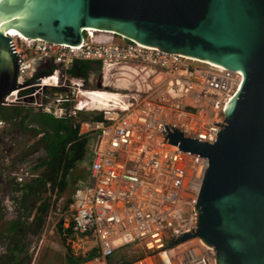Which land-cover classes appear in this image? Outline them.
I'll return each instance as SVG.
<instances>
[{"label":"built area","instance_id":"obj_1","mask_svg":"<svg viewBox=\"0 0 264 264\" xmlns=\"http://www.w3.org/2000/svg\"><path fill=\"white\" fill-rule=\"evenodd\" d=\"M6 35L18 54L19 86L0 105L72 118L90 140L81 165L89 174L63 212L72 235L90 245L83 257L95 250L84 264H218L200 237L170 246L198 226L209 160L165 143L163 127L214 143L221 128L214 122H224L243 72L91 27L78 45ZM78 61L101 64V87L72 75ZM102 90L112 96L95 95ZM6 125L0 120V132ZM18 170L11 171L18 183L34 175L25 165Z\"/></svg>","mask_w":264,"mask_h":264},{"label":"water","instance_id":"obj_2","mask_svg":"<svg viewBox=\"0 0 264 264\" xmlns=\"http://www.w3.org/2000/svg\"><path fill=\"white\" fill-rule=\"evenodd\" d=\"M87 27L244 73L224 122H214L221 126L214 143L163 127L165 143L209 160L198 226L170 246L200 237L218 264H264V0H0V103L19 86L8 30L78 45Z\"/></svg>","mask_w":264,"mask_h":264},{"label":"trees","instance_id":"obj_3","mask_svg":"<svg viewBox=\"0 0 264 264\" xmlns=\"http://www.w3.org/2000/svg\"><path fill=\"white\" fill-rule=\"evenodd\" d=\"M92 63L98 65L96 70L101 68L98 61L89 63L78 61L71 71L72 75H85L83 73L86 69L91 68ZM51 70L52 68L46 72H51ZM88 115H83L82 118H89ZM0 120L6 121L9 131H21L24 135L29 136L28 140L34 139V142L32 144L30 142L27 148L23 146L22 152L17 157V163L40 145L49 153L48 162L35 169L39 172V168L42 167L40 169L41 176L21 183H18L15 177L12 178L14 190H22V195H26L27 199L33 198V190L36 194L40 192L38 198L33 201V205L27 208V214L23 213L22 215L29 218L34 214V219L38 223L36 231L42 232V226L46 223L49 213L52 210L59 209L58 203L62 198H66V200L63 199L61 208L62 211H65L72 200L71 193L74 191L77 182L88 176L89 173L81 165L88 160L90 140L86 135L80 134V124H76L74 119H59L50 113L38 111L34 108L0 105ZM10 166L12 169L17 168L15 162ZM0 168L2 169L1 163ZM79 169H81L80 172ZM68 190H71V195L66 194ZM58 230L59 233L63 230L61 223H58ZM71 234L72 227L67 229L65 239ZM18 246L15 247L14 251H19L20 254L26 252V254L23 257L19 254L6 264H31L32 256L29 253V244L26 242L23 247ZM94 251L83 257L81 263L91 260L94 257ZM0 264H5V261H0Z\"/></svg>","mask_w":264,"mask_h":264},{"label":"flooded vegetation","instance_id":"obj_4","mask_svg":"<svg viewBox=\"0 0 264 264\" xmlns=\"http://www.w3.org/2000/svg\"><path fill=\"white\" fill-rule=\"evenodd\" d=\"M97 67V64L92 63L91 68L86 69L85 73H83L85 74V77L88 79V81H91L92 83L99 82L98 80L96 81V76L100 69L99 68L96 70ZM49 69L50 68L47 70ZM44 70L45 69H43L41 72H44ZM42 149L44 148L41 145L35 147L28 155L30 156L27 160L29 162L25 166L31 172H35V169H37L41 164L44 165L46 162H48L47 157L49 153L46 151L43 152ZM26 157L23 158V161L27 159ZM41 168L42 167L39 168V172H35V176H32L30 179H27L24 182L41 176ZM12 181L13 180L10 175H8L6 172H0V261H5V264L20 254L19 251H14L16 246L19 245L18 247H23V245H25L27 242L30 249V242H32L35 235H39L41 233L40 231H36V229H38V223L34 219V214L29 218H26L25 215H22L23 213L27 214V208L33 205V201L38 198L40 192L36 194L35 190H33V198L27 199L26 195H22V190H14L15 187ZM62 226L63 230L61 233H58L60 238L59 246L61 248L64 247V249H68L67 244L69 239L63 238V236L66 235L64 222L62 223ZM45 227L49 226L45 223L42 226V229ZM25 254L26 252H24V254H20V256L23 257Z\"/></svg>","mask_w":264,"mask_h":264},{"label":"rangeland","instance_id":"obj_5","mask_svg":"<svg viewBox=\"0 0 264 264\" xmlns=\"http://www.w3.org/2000/svg\"><path fill=\"white\" fill-rule=\"evenodd\" d=\"M85 130L86 129L84 127L82 131ZM7 131L5 132V130L2 129V131L0 132V154H1L0 159L2 160L3 163L2 170L7 172H11V171L18 172L19 171L18 167L16 169H12L10 165L14 162L17 164V157H19V154L22 152L23 146L27 148V145L30 142L31 144L34 142V139L28 140L29 136L24 135L21 131H15V130H11V131L7 130ZM2 142L3 143L5 142L6 144H3ZM80 171L81 169H79V172ZM70 191L71 190H68L66 194L71 195L72 193L70 194ZM63 199L66 200V198ZM59 203L61 204L62 202ZM49 218L52 219V217ZM58 235H59L58 231L57 230L54 231L53 228L51 227H45L41 234L35 235L32 242H30V249H29L32 256L31 264H63L64 263L63 254H61L59 250L60 238ZM73 236L75 239H73V243L71 244L73 245L75 251L78 253H83L87 245H84L80 241H76L78 240L77 236L76 235ZM53 253L57 258L55 262L54 260H50L52 258ZM132 253L134 254L135 252L132 251ZM129 255L132 256L131 252L129 253ZM46 258L49 261H47ZM60 259H62L63 262ZM81 262H83V260H81Z\"/></svg>","mask_w":264,"mask_h":264},{"label":"crops","instance_id":"obj_6","mask_svg":"<svg viewBox=\"0 0 264 264\" xmlns=\"http://www.w3.org/2000/svg\"><path fill=\"white\" fill-rule=\"evenodd\" d=\"M40 67V66H39ZM7 126V125H6ZM4 127L3 128V130H5V132L7 131V130H9L8 129V126L7 127ZM4 132V133H5ZM8 132V131H7ZM2 136V135H1ZM63 199V198H62ZM62 199L60 200V202H62L61 204L60 203H58V205H59V209H57V210H52L50 213H49V215H48V217H47V220H46V224L49 226V227H51V228H53V230L55 231V230H57L58 231V233H59V230H58V223H63L64 221V218H65V216L63 215V212L64 211H62L61 210V208H62V204H63V201H62ZM62 214V215H61ZM49 217H52V219L51 218H49ZM71 228V225L70 224H67L66 226H65V234L66 235H64L63 236V238H65L66 236H67V229H70ZM44 230V229H43ZM42 233V232H41ZM40 233V234H41ZM73 234V233H72ZM70 235V236H68L67 238L69 239L68 240V249H64V247H62V249H63V251H62V249H61V247L59 248V250H60V252H61V254H63V257H64V263L63 264H68V259L69 258H72V257H74V258H76V259H78L79 261H80V264H84V263H81V259L83 258V253H79L78 254V252H76L75 251V249H74V247H73V245L71 244V243H73V239H75L74 238V236L73 235ZM76 241H80V242H82L84 245H87V247L89 246V244H85L84 243V241H82V240H80L79 238H78V240H76ZM86 249V248H85ZM55 253V252H54ZM52 254V258L50 259V260H54V262L57 260V258H56V256H55V254ZM60 256V255H59ZM46 260H47V258H46ZM60 260H62V259H60ZM47 261H49V260H47ZM62 262H63V260H62ZM32 263V262H31ZM58 263H59V261H58Z\"/></svg>","mask_w":264,"mask_h":264},{"label":"clouds","instance_id":"obj_7","mask_svg":"<svg viewBox=\"0 0 264 264\" xmlns=\"http://www.w3.org/2000/svg\"><path fill=\"white\" fill-rule=\"evenodd\" d=\"M190 57H192V56H190ZM194 58H196V57H194ZM197 59H199V58H197ZM200 60H202V59H200ZM204 61H207V60H204ZM209 62H211V61H209ZM222 66V65H221ZM229 69V68H228ZM242 72V71H241ZM244 74V73H243ZM244 77H245V75H244ZM101 81V80H100ZM98 85V84H97ZM101 85H102V83H101ZM25 108H29V107H25ZM35 109V108H34ZM37 110V109H36ZM42 151L44 152L45 150L44 149H42ZM23 161V160H22ZM22 161H20V162H22ZM19 162V163H20ZM0 163L1 164H3L2 163V160L0 159ZM23 166V165H22ZM22 166H20V167H22ZM17 167H18V169L20 168L19 166H18V163H17ZM0 172L2 173V172H6L8 175L10 174V176L13 178V177H15V176H13V175H11V172H7V171H3L1 168H0ZM34 175L33 176H35L36 175V173H34V172H32ZM31 177H28V178H26L25 180H27V179H30ZM15 179H16V181H17V178L15 177ZM54 228V227H53Z\"/></svg>","mask_w":264,"mask_h":264},{"label":"bare ground","instance_id":"obj_8","mask_svg":"<svg viewBox=\"0 0 264 264\" xmlns=\"http://www.w3.org/2000/svg\"><path fill=\"white\" fill-rule=\"evenodd\" d=\"M11 34H20L19 32H17V31H14V30H11ZM103 92H105L104 90H102V92H98V93H96L95 95H103V96H105V95H108V96H112V95H109V94H107V93H103Z\"/></svg>","mask_w":264,"mask_h":264}]
</instances>
